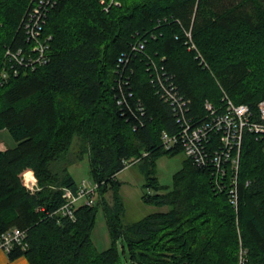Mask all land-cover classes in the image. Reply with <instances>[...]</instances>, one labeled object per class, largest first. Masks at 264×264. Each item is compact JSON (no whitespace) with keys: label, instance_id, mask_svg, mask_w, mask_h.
Listing matches in <instances>:
<instances>
[{"label":"trees","instance_id":"trees-1","mask_svg":"<svg viewBox=\"0 0 264 264\" xmlns=\"http://www.w3.org/2000/svg\"><path fill=\"white\" fill-rule=\"evenodd\" d=\"M102 1L57 2L43 27V35L52 37L49 62L0 78V133L6 130L15 142L0 151V233L27 230L28 243L10 259L237 264L242 246L247 264H264V137L244 135L236 213L226 193L214 190L206 169L195 167L180 146L162 147L163 131L172 134L177 127L149 82L145 57L174 77L190 100V115L203 117L205 101L219 106L222 91L257 113L264 100V0H118L120 6L108 11ZM29 4L0 0V72L6 47L25 45L21 20ZM186 30L207 68L184 44ZM141 38L145 52L135 55L132 46ZM120 57L125 67L119 77L128 81L118 84ZM121 94L126 103L118 106ZM138 102L144 113L136 111ZM76 143V162L87 155L89 179L99 187L96 204L77 207L73 221L56 211L63 204L62 189L78 187L67 169ZM180 154L172 187L160 185L156 160ZM135 164L145 180L142 202L167 211L124 224L117 175ZM27 171L37 181L34 193L23 185ZM109 190L112 204L105 197ZM99 210L110 239L101 251L91 238Z\"/></svg>","mask_w":264,"mask_h":264},{"label":"built area","instance_id":"built-area-1","mask_svg":"<svg viewBox=\"0 0 264 264\" xmlns=\"http://www.w3.org/2000/svg\"><path fill=\"white\" fill-rule=\"evenodd\" d=\"M60 0H30V4L21 20L22 32L28 47L6 48L4 53V66L0 72V78L5 80L10 74L18 75L23 72L34 70L38 66L49 62L47 49L51 36L43 35V27L50 9ZM103 10L108 11L111 7L120 6L118 0H103ZM184 44L189 51L195 53V59H199L200 65L208 67L204 58L194 44L191 30L185 32ZM155 38L154 35H151ZM146 40L141 38L132 46L131 52L144 54ZM146 71L149 73V82L154 87L159 99L173 108L175 111L176 133L161 134V145L165 150H171L180 146L184 156L189 159L195 167L206 169L212 179L213 188L217 193L225 192L229 204L234 211L238 212L239 184L238 171L240 165V152L243 138L246 133L255 139L264 137V100L257 106V113L245 104L234 105L226 95L221 99L220 106L210 102L204 103L205 115L196 117L190 115V100L180 94L178 87L163 71V66L146 55ZM163 61V60H161ZM122 57L118 59L116 74L118 84L122 83L120 78V66ZM126 64V62H125ZM126 83L128 79H125ZM124 84V82H123ZM132 96V94H129ZM118 106L126 103L125 96L121 94ZM136 111L144 113L143 105L138 102ZM137 127H133L135 131ZM0 151L3 148L0 146ZM128 165H126L127 167ZM125 167V168H126ZM30 175V177H28ZM249 182L246 183V185ZM23 185L34 193L38 190L37 181L32 171L23 174ZM99 185L90 180H83L78 184L76 190L63 188V204L56 214L75 220L74 211L79 206L93 207L96 204L97 190ZM27 233L19 228H11L0 233V249L10 254L14 249L25 251L28 247L26 241ZM247 251L240 247L238 264H247Z\"/></svg>","mask_w":264,"mask_h":264},{"label":"rangeland","instance_id":"rangeland-1","mask_svg":"<svg viewBox=\"0 0 264 264\" xmlns=\"http://www.w3.org/2000/svg\"><path fill=\"white\" fill-rule=\"evenodd\" d=\"M14 145L15 142L10 134L6 130L2 131L0 133V146L3 150L13 148ZM77 151L78 145L76 143L69 155V160L74 163L68 164L67 169L75 182L79 184L83 180L87 181L90 179L88 174V157L86 155L76 162ZM182 160L183 155L181 154L173 157L163 155L156 160L155 176L160 185L169 188L172 187L173 175L181 168ZM117 180L120 183L118 192L123 204L121 218L124 224L136 222L151 213L167 211V207H157L142 202L141 196L143 194V184L145 180L138 164L128 165L120 171ZM105 197L107 201L112 204V192L110 190ZM91 238L95 247L100 251L105 250L110 245L108 229L102 210H99L97 213V219Z\"/></svg>","mask_w":264,"mask_h":264},{"label":"bare ground","instance_id":"bare-ground-1","mask_svg":"<svg viewBox=\"0 0 264 264\" xmlns=\"http://www.w3.org/2000/svg\"><path fill=\"white\" fill-rule=\"evenodd\" d=\"M59 2V1H58ZM47 17H48V15H47ZM47 19V18H46ZM46 21L47 20H45V23H46ZM23 39L25 40V37H24V35H23ZM146 44H147V42H146ZM29 46V44L28 43H26V41H25V45H19V46H12V45H10V46H8L9 48H17V47H19V48H21L23 51H25L23 48H26V47H28ZM8 47H6V48H8ZM6 50V49H5ZM49 50V47H48V49H47V52H49L48 51ZM189 51V50H188ZM191 52H193V51H191ZM4 53H5V51H4ZM194 53V52H193ZM194 55H195V53H194ZM158 64V63H157ZM3 66H4V55H3ZM3 66H2V68H3ZM163 71L164 72H166L165 71V69H164V67H163ZM171 77H172V80L174 81V83H176L175 82V80H174V77L171 75ZM154 92H155V95L158 97V95L156 94V91L154 90ZM223 92V97H224V95H226V97H227V99H229L234 105H239V104H235L229 97H228V95L224 92V91H222ZM222 97V98H223ZM186 98V97H185ZM158 99H159V97H158ZM187 99V98H186ZM160 100V99H159ZM161 101V100H160ZM163 104H165L166 106H168V108H169V110H170V113H171V116H172V118H173V120H174V122H175V119H176V117H175V111L173 110V108L171 107V106H169L167 103H165V102H163V101H161ZM205 102H209V101H205ZM211 103V102H210ZM221 103H222V101H221ZM221 105V104H220ZM219 105V106H220ZM218 107V106H217ZM175 125H176V122H175ZM176 127H177V125H176ZM163 132H167V131H163ZM177 131H175L174 133H172V134H175ZM168 133V132H167ZM241 153V152H240ZM29 177V176H28ZM238 213V212H237ZM26 231V233H27V230H25ZM239 254H240V249H239V251H238V262H239ZM238 262H237V264H238Z\"/></svg>","mask_w":264,"mask_h":264},{"label":"crops","instance_id":"crops-1","mask_svg":"<svg viewBox=\"0 0 264 264\" xmlns=\"http://www.w3.org/2000/svg\"><path fill=\"white\" fill-rule=\"evenodd\" d=\"M0 264H29V262L24 256L12 260L9 254L0 249Z\"/></svg>","mask_w":264,"mask_h":264}]
</instances>
